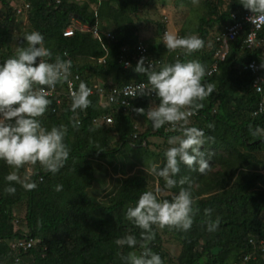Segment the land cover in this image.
Masks as SVG:
<instances>
[{"label": "trees", "instance_id": "1", "mask_svg": "<svg viewBox=\"0 0 264 264\" xmlns=\"http://www.w3.org/2000/svg\"><path fill=\"white\" fill-rule=\"evenodd\" d=\"M19 1L0 0L3 9L0 63L26 46L25 34L15 43L13 21L15 15L20 16L15 9ZM154 2L30 0V8L21 13L31 29L28 32H40L45 46L52 51V57L46 59L54 62L60 55L62 59L71 60V74H80L83 83L92 87L94 93L87 109L75 112L67 96H61L60 104L58 96L48 97L50 104L37 119L46 128L65 126L64 142L70 154L55 174L43 171L39 163L22 167L20 175L28 166L36 172L32 177L36 188L29 191L6 181L4 177L13 169L0 160V264H125L122 256L132 251L139 255L144 248L158 253L163 264H264V172L260 169L264 165L261 157L264 137L254 136L249 130L257 126L264 128V117L252 115L260 96L253 87L254 76L246 68L250 60L256 59L264 73V53L261 46L253 49L245 46L250 29L246 24L236 39L229 42L225 58L216 56L221 46L217 36L232 23L233 14L240 17L251 11L240 0H205L203 10H195L196 26L182 29L180 35L199 33L203 46L191 55H185L181 49L169 51L158 40L147 41L148 59L156 61L155 70L177 59L197 60L205 68L201 82L215 85L213 92L200 101L202 107L188 117V126L204 130L201 150L208 168L200 173L195 165L190 168L181 164L175 178L185 177L186 183L165 189L159 196L161 200H171L181 189H187L194 201L191 228L181 231L175 226L153 225L151 240L141 236L144 230L127 219L125 213L128 207L135 206L141 193L151 190L143 172L127 175L114 191L103 198L99 196L98 174L105 168L104 161L111 162L118 155L132 151L131 163L139 165L163 158L159 164L162 167L164 152L171 145L157 152L152 149L150 138L167 141L180 134L168 124L153 129L145 114L134 111L138 107L147 111L158 104V98L136 96L125 107L107 102L100 92V86L107 91L112 86L122 87L134 81L148 84L147 73L134 71L141 58L137 44L143 41L139 39L142 29L151 21L162 31L167 30L168 25L150 18ZM74 19L98 25L103 30L102 39L79 30L65 36L64 30ZM215 29L216 34L211 38ZM259 38L264 42V28ZM65 52L67 56L63 55ZM122 54L125 59L121 58ZM103 57L105 61L99 62ZM126 59L131 61L130 66H126ZM144 62L146 66L149 64L145 59ZM215 64L216 71L210 73ZM58 84L63 90V84ZM105 115L111 116L113 121L103 120ZM210 123L211 128L207 127ZM159 179L163 188V178ZM9 183L16 187L14 194L4 191ZM57 184L62 185L60 191H55ZM19 206L24 207L22 216L17 213ZM17 218L20 222L16 229L14 220ZM217 218L216 230L208 231V222ZM126 235L135 236L134 248L115 243L117 238ZM166 237L181 244L179 255L173 257L166 251L163 246ZM24 238L37 242L28 250L11 247L12 241Z\"/></svg>", "mask_w": 264, "mask_h": 264}, {"label": "clouds", "instance_id": "2", "mask_svg": "<svg viewBox=\"0 0 264 264\" xmlns=\"http://www.w3.org/2000/svg\"><path fill=\"white\" fill-rule=\"evenodd\" d=\"M240 3L254 13L250 17L254 23L264 21V0H240ZM24 40L26 46L0 63V160L13 169L4 179L30 191L37 187L32 179L36 172L27 167L20 175L22 167L39 163L43 171L55 174L69 158L70 149L64 142L65 126L46 128L37 117L42 116L50 104L49 91L58 83L69 80L72 61L57 55L54 62H49L46 58H51L53 53L45 46L44 37L38 31L25 34ZM163 43L169 51L181 49L185 55H191L203 46L202 39L196 35L181 37L168 32L163 36ZM63 55L67 56L68 53ZM134 71L148 74V86L137 85L126 95L135 97L154 92L159 101L147 111L144 107L134 108V111L145 114L153 129L168 124L180 133L169 137L171 147L164 152L163 166L150 163L145 169L163 178V189L157 184L154 190L144 191L135 206L128 207L125 213L127 219L144 230L141 236L151 240L153 225L175 226L181 231H187L192 226L194 201L187 189H181L171 200H161L159 195L165 189L186 183L185 177L179 180L175 178L181 164L190 168L195 165L200 173L208 168V161L201 150L205 142L204 130L188 126V117L202 107L200 101L213 92L215 85L201 82L205 68L197 60L182 62L177 59L174 63H163L155 70L151 64L146 66L144 57H141ZM256 90L264 91L259 87ZM90 92L91 89L83 82L79 84L78 90L71 92L70 107L73 112L87 109ZM207 127L213 125L210 123ZM249 130L254 136L264 137V128L257 126ZM54 188L60 191L62 185L57 184ZM4 191L14 194L16 187L9 183ZM218 224L219 218L209 221L208 231H215ZM115 243L120 247L127 245L134 248L137 240L133 235H126L117 238ZM121 258L125 264H163L161 256L150 248H144L139 255L135 251L129 252Z\"/></svg>", "mask_w": 264, "mask_h": 264}, {"label": "rangeland", "instance_id": "3", "mask_svg": "<svg viewBox=\"0 0 264 264\" xmlns=\"http://www.w3.org/2000/svg\"><path fill=\"white\" fill-rule=\"evenodd\" d=\"M204 7L205 0H193V2L190 3H186L184 0H155L154 6H152L151 8L150 18L159 22H167L168 25H166V29H168V32L175 33L176 35L180 36L182 33V29L185 28L186 30H188L189 28L192 29L196 26L197 21L194 22L196 20L194 15L196 14L194 12L195 10H203ZM224 8H226V4L224 5ZM2 10V3L0 2V15L2 14ZM22 15L24 16V14H20V16L15 15L13 21V27L16 30L14 34L15 43L23 34L29 33L28 31L31 30L29 28L27 20ZM187 21H191V24L187 23ZM163 33L164 31L159 28V25L151 21L150 23H147L146 28L142 29L139 39L146 42V44L148 40H158L159 42H163ZM215 34L216 29L212 31L211 38ZM192 35H196L199 37V33H192ZM210 44H212V42ZM14 45L15 49L16 44ZM162 45L165 46L164 43ZM262 52L264 53V42L262 46ZM145 127L146 125L143 126V128ZM150 140L152 142V149L157 150V152L168 148V140L166 141L165 139L160 137H151ZM134 153H136V151H134ZM261 154V157L264 160V152ZM132 156L133 152L128 151L125 154L118 155L116 158L112 159L111 162L104 161L105 168H103L98 174L99 181L97 183L98 190L100 189L101 191V194H99L100 198H103L108 193L114 191L116 186L120 183L121 179L134 172H143L147 176L151 190H154L157 184H159V186L161 187V180L159 179V177H156L155 175L150 174L145 170L148 168L150 161H145V163L143 164L135 165V163H131L133 162ZM162 162L163 158H159L158 161H153L151 163L161 164ZM131 168L133 169L131 170ZM260 169L264 172V165L260 166ZM165 192L166 191L163 190L159 196H161ZM23 210L24 207H18L17 213L19 216H22L24 212ZM163 246L166 251L173 257L179 255L181 251V244L170 237L164 238Z\"/></svg>", "mask_w": 264, "mask_h": 264}, {"label": "built area", "instance_id": "4", "mask_svg": "<svg viewBox=\"0 0 264 264\" xmlns=\"http://www.w3.org/2000/svg\"><path fill=\"white\" fill-rule=\"evenodd\" d=\"M30 0H20L18 4L15 5V9L18 14L25 13L30 8ZM254 13L252 11L244 13L242 16H237L236 14H233V21L230 25L226 26V29L217 36V40L221 42L220 48L217 50L216 56L220 59H224L229 48V42L236 39V37L240 34L242 30H244L246 24L250 26V29L248 31V34L245 38L244 44L247 48H257L260 44L261 39L259 38L260 32L264 28V21H257V23H254L250 17L253 16ZM255 18V17H254ZM75 22V24H74ZM83 31V32H91L95 38L102 39L101 34L103 30L98 25H89L86 22H83L79 19H74L72 23L64 30L65 36H71L76 31ZM168 32L166 30L164 34ZM169 33V32H168ZM108 36L110 34L107 33ZM164 36V35H163ZM113 37V36H112ZM125 52H127V48L124 49ZM137 51L140 57H144V59L151 64L153 67L156 65V61L154 59H148V45L145 44L143 41H139L137 44ZM122 59H125V55L122 54ZM105 57L100 58L99 62H104ZM126 66L131 65V61L126 59ZM158 63H161L160 60H158ZM246 68L251 71V73L254 76L253 80V87L255 89V92L259 94L260 99L256 106V108L253 110L252 115L254 117L262 115L264 117V91L258 92L256 89L259 87L262 90H264V73L262 72L261 64L256 60L252 59L247 63ZM217 65L215 64L213 68L211 69L210 73L212 71H216ZM82 77L80 74H71L69 77V80L67 82H62L64 88L63 90L60 88L59 84H57L53 89L49 91L48 97H54L58 96V103H61V96H67L69 100H71V92L74 90H78L79 84L81 83ZM144 84L146 87L148 86L145 82H131L129 84H126L122 87L112 86L109 90L105 91L102 86H100V92L102 96H105V99L109 103H118L119 105H123L127 107L130 104V99L134 98L131 95H126V93H130L133 91L137 85ZM86 85V84H85ZM87 86V85H86ZM91 89L90 95L94 93V89L90 86H87ZM99 87V86H98ZM152 97H155V93L153 92L151 94ZM136 97V96H135ZM103 120H106L107 122H112L113 119L111 116H103ZM19 222L20 219L17 218L14 220L15 228H19ZM37 240L33 238H24L17 241H12L10 243L11 247L14 249H23L28 250L32 246L36 244Z\"/></svg>", "mask_w": 264, "mask_h": 264}, {"label": "crops", "instance_id": "5", "mask_svg": "<svg viewBox=\"0 0 264 264\" xmlns=\"http://www.w3.org/2000/svg\"><path fill=\"white\" fill-rule=\"evenodd\" d=\"M259 46H261V48H262V46H263V41H262V39H261V41H260ZM259 46H258V47H259Z\"/></svg>", "mask_w": 264, "mask_h": 264}]
</instances>
